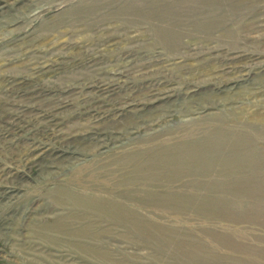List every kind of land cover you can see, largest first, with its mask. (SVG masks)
<instances>
[{
  "label": "rangeland",
  "instance_id": "374dc122",
  "mask_svg": "<svg viewBox=\"0 0 264 264\" xmlns=\"http://www.w3.org/2000/svg\"><path fill=\"white\" fill-rule=\"evenodd\" d=\"M0 264H264V0H0Z\"/></svg>",
  "mask_w": 264,
  "mask_h": 264
}]
</instances>
